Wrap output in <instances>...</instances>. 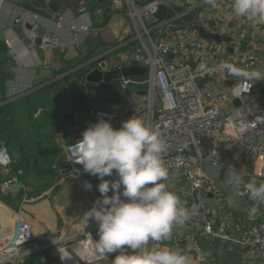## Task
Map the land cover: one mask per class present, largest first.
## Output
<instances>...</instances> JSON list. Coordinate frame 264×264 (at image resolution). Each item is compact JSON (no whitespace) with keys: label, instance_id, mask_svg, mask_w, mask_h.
<instances>
[{"label":"crops","instance_id":"obj_1","mask_svg":"<svg viewBox=\"0 0 264 264\" xmlns=\"http://www.w3.org/2000/svg\"><path fill=\"white\" fill-rule=\"evenodd\" d=\"M113 1L107 0L98 3L91 9H86L88 0H75L65 6L59 15L55 16L54 21L37 18V30L31 21L34 15L25 11L19 5L18 0H6L0 6V43L6 45V49L0 50V122L5 123L2 129L3 140H0V145L4 144L9 147L13 160V184L15 186L17 183H22L21 190L24 192L23 197L18 200L14 195L20 194L21 190L17 193L10 192L13 197L1 190V186L10 185L13 180L5 176L0 167V197L10 198L16 206L21 202L18 209H12L0 198V205L9 209L15 221H27L34 228L36 237L34 244L21 248V252L28 253L36 246L50 248L43 253L34 254L32 257L35 261L30 264H42V260L45 258L61 264L57 251L59 247L82 240L87 242L88 234H90V240L95 247V240L99 238L98 230L95 231L97 223L90 219L86 225L83 216L101 197L98 191L100 179L97 176L82 175L80 179L63 180L62 176V173H67L69 170V163L65 155L67 146L81 139L83 131L98 120L93 123L85 120L93 111L89 108V104H65L60 101L41 104L38 103V99L58 93L59 90L63 94L64 88H67L65 82L60 89L54 86L49 90L50 86L73 78L71 76L74 75L79 77L80 71H84V74L91 65H96L99 61L102 63L101 65L106 64L112 70L111 66L114 63L119 64L123 54L139 50L138 44L142 45V43L138 39V32H142V27L139 22L131 18L130 5L127 3H134L137 8H142L147 2L144 0H121L126 4L123 8L118 9L112 8ZM165 1L173 5L176 13L187 12L185 20L188 24L196 23L199 29V39L207 41L209 45L219 43L218 29L224 22L217 21L222 13V7L218 3L215 8L206 4L199 9L184 10L183 0ZM48 2L50 0H35L33 4L44 7ZM162 7L169 11L167 6ZM172 9L169 11L170 16L164 20H161L163 15L160 18L159 15H156V22H164L171 18L174 13ZM84 14H88L91 31L88 35L73 38L74 33H71L67 25L74 21L75 24H80L83 21L80 16ZM23 15H25L26 22L15 24L14 20ZM174 23L181 25L180 21ZM60 24H63V30H58ZM227 24L235 30L241 28L240 33L244 35L243 42L247 43L246 49L243 50L241 45L236 54L246 55L252 51V46L255 47L262 60L255 69H259L264 74V21L243 23L240 19H235L227 21ZM57 33L63 36L65 46L63 48H43L40 36ZM158 34L157 31L153 32L151 38L156 40ZM34 35H38V37L35 38ZM173 37L167 31L166 35L162 37L163 40L158 39L155 42L161 44L162 41L167 42V39L171 40ZM75 40L79 43H76ZM87 56H92V58L85 60ZM167 56L173 60L171 53H168ZM90 71L92 69L88 73ZM145 78L131 79L144 80ZM218 81L220 91L223 92L227 89L223 84L226 82V76H219ZM118 83L120 84V81ZM130 87L124 91L119 87V90L122 95H125L129 92ZM145 97V92L134 91V93L125 96L118 104H107V108L104 110L127 119L133 115L140 117V110L146 111V109L139 108L137 104L139 99L143 101ZM95 98H89V100ZM255 102L254 105L264 113V100ZM236 106L237 104L234 102V104L228 105V108ZM87 109H90L88 113L85 112ZM142 119L145 118L142 117ZM44 150L50 154L51 159H54L49 160L47 164L42 161L43 158L48 157L47 155L42 157L41 152ZM220 159L224 170L214 168L209 163L202 166V169L216 180L222 194L219 203L221 205H218L214 196L207 197L208 204L215 211L216 225L228 226L235 238H240L248 227L264 222V204L259 205L255 217H251L248 212V209L254 204L250 198L243 200L237 197L238 203L228 206L227 201L232 195L233 188L227 185L226 181L233 172H238L245 183L253 179L258 183L264 182V180L256 178L254 164L244 161L237 148L227 150ZM86 182L91 183V190L85 187ZM183 185L185 183L181 186ZM24 197L38 198L39 200L35 204L23 205ZM179 238H184V240L175 243V240ZM154 242L149 241L147 248L154 250ZM161 242L163 246L173 249L186 246L188 249L186 254L192 258L191 264H264V257L255 258L238 244L206 240L201 236L195 238L192 230L186 226L174 227L171 238ZM74 253L82 261V264H89L86 263L85 258ZM115 254L117 253L103 255V258L101 255V259L97 261H103L101 264H110L109 262L111 258L114 259ZM63 260L65 261L64 258ZM75 262H77L76 259L68 258L69 264ZM94 263L96 261L90 264ZM25 264H29V262Z\"/></svg>","mask_w":264,"mask_h":264},{"label":"built area","instance_id":"obj_2","mask_svg":"<svg viewBox=\"0 0 264 264\" xmlns=\"http://www.w3.org/2000/svg\"><path fill=\"white\" fill-rule=\"evenodd\" d=\"M144 1L147 3L142 8H137L134 3H127L130 5L131 18L142 27V32H138V39L142 42L144 51L123 54V62L116 63L112 70H121L125 66L147 69L144 80L123 78L120 80V88L124 91L131 85L147 86L145 98H148L150 105L146 111L140 110V118H145L146 114V123L158 129L167 142L168 149L163 154L169 170L166 183L182 205L190 210V219L182 226L190 228L195 238L201 236L206 240L235 243L255 258L264 257V222L248 227L240 238H235L228 226L216 225L215 211L209 206L207 197L214 196L218 205H221L219 203L222 194L216 180L202 169V166L209 163L222 170V155L227 150L237 148L241 157L254 164L256 178L264 180V121L256 120L258 116H264V113L254 105L255 101L264 100V80H245L232 75L226 67L232 65L251 70L261 64L262 60L253 46L252 51L246 55L236 54L244 41V35L240 33L241 28L235 30L227 21L240 19L245 23L247 20L234 15L233 0H218L222 13L217 21L224 24L218 29L219 43L209 45L207 41L199 39L196 23L188 24L185 20L187 12L176 13L173 5L165 0ZM183 1L184 10L199 9L207 4L205 0ZM5 2L6 0H0V6ZM124 4L126 3L121 0H114L112 8H123ZM162 6H167L169 10L173 8V16L164 22H156V15ZM80 18L83 20L80 24H75L74 21L67 25L71 33H74L73 38L88 35L91 31L88 14ZM31 21L37 30V17L33 16ZM178 21L181 25L174 23ZM25 22V15L14 20L15 24ZM63 28V24L58 26V30ZM156 31L161 37L160 40H163L162 37L167 31L174 37L157 44L155 41L158 38H151V34ZM34 37L37 38L38 35ZM40 40L43 48L65 46L63 36L59 33L40 36ZM168 53L172 54L173 60L168 58ZM221 75L226 76V82L223 84L227 89L223 92L220 91L218 81ZM234 102H238V105L228 108V105ZM96 118L98 121L108 120L116 129L127 120L126 117L104 111L98 112ZM77 141L66 148L69 170L62 173L63 180L80 179L82 175H90L84 172L82 165L75 162L72 146ZM185 144L187 147H183ZM12 164L9 147L0 145V167L5 176L13 180L10 185L1 186L5 194H9L14 186ZM106 179L112 181L115 176ZM183 183L187 186H181ZM108 194L112 195V191ZM121 198L124 199L123 196ZM238 198H249L244 186L240 187ZM38 200L24 197L22 204H35ZM227 205L232 206L229 201ZM0 209V264H25L29 257L50 249L46 246H36L28 253L21 252V248L34 244V228L27 221H15L8 208L0 206ZM97 230L98 224L95 227V231ZM182 240L184 238L176 239L175 243ZM84 243L82 240L72 247L81 248ZM162 246L161 241L153 243L154 249ZM185 249L186 246H180L177 250L186 253L188 249ZM57 251L61 264H65L62 252L67 249L59 247ZM77 254L82 258L88 257L83 251ZM42 261V264H59L47 258Z\"/></svg>","mask_w":264,"mask_h":264},{"label":"clouds","instance_id":"obj_3","mask_svg":"<svg viewBox=\"0 0 264 264\" xmlns=\"http://www.w3.org/2000/svg\"><path fill=\"white\" fill-rule=\"evenodd\" d=\"M205 3L217 6V0ZM232 11L252 23L264 21V0H233ZM226 67L232 75L248 81L264 80L259 69ZM256 120L264 121V116ZM167 149L159 130L136 115L123 121L119 129L100 119L84 130L82 138L72 146L75 162L101 181V197L83 217L86 225L90 219L98 224L95 250L107 256L118 253L112 264H191L192 258L180 250L167 246L147 248L149 241L169 240L174 227L190 219V210L166 183L169 170L163 154ZM113 175L112 181L104 179ZM226 183L233 188L230 205L238 203L236 198L243 184L254 202L249 215L255 217L259 205L264 204V182L253 179L245 183L238 172H233ZM85 187L91 190L92 185L86 182ZM110 190L112 195H108Z\"/></svg>","mask_w":264,"mask_h":264},{"label":"water","instance_id":"obj_4","mask_svg":"<svg viewBox=\"0 0 264 264\" xmlns=\"http://www.w3.org/2000/svg\"><path fill=\"white\" fill-rule=\"evenodd\" d=\"M35 0H18L19 5L27 12L46 20L54 21L55 16L59 15L61 10L70 4L72 0H50L44 7L34 5ZM107 0H88L86 9H91ZM41 41V40H40ZM247 43H242L245 50ZM147 75V69L140 66H125L121 70H108L106 64L101 68L90 71L86 76V87L89 98L96 97L97 88L100 85H109L118 82L123 78H144ZM238 105V102H235ZM23 188L22 183H17L11 188L12 193H17ZM212 197V195H210Z\"/></svg>","mask_w":264,"mask_h":264},{"label":"rangeland","instance_id":"obj_5","mask_svg":"<svg viewBox=\"0 0 264 264\" xmlns=\"http://www.w3.org/2000/svg\"><path fill=\"white\" fill-rule=\"evenodd\" d=\"M159 39V38H161V37H157L156 36V39ZM140 43V42H139ZM142 43V42H141ZM146 46H148V45H146ZM138 48H139V50L138 51H144V46H143V44L141 45V44H138ZM102 62V61H101ZM102 63H100V61H99V63L97 64V65H91V67L90 68H88V70H86L85 71V73L84 74H82L83 76L85 75L86 76V73H88V71L89 70H94V69H96V68H101V65ZM116 63H114L112 66H111V69L113 68V66L115 65ZM106 67H107V69L108 70H110V67L108 66V65H106ZM94 68V69H93ZM71 77H73L72 78V80H78V77L77 76H71ZM103 87L100 85V86H98V88H97V92H96V98L94 99V100H87L86 101V104H89V108H91V110H93L90 114H89V118H87V119H85V120H87V121H89V122H91V123H93L94 121H97V118H96V116H97V113L98 112H100V111H104L105 112V110L104 109H106L107 108V104H109V103H120L121 102V100L125 97V96H128V94H132V93H134V91L136 92V91H143V92H145L146 90H147V86H143V87H137L136 85H131V87H130V90H129V92H127L125 95H121L120 94V97H117V98H113V97H111V96H108V95H106L104 92H103ZM80 90H72V91H69L68 92V97L71 99V104H73V103H79V104H82V103H80V99H79V95H78V93L77 92H79ZM61 94H62V92H61V90H59L58 91V93H53L52 95H49V96H44V97H42V98H40V99H38V103H41V104H44V103H51V102H54V101H59V99L61 98ZM87 97H88V92H87ZM110 98V99H109ZM89 99V98H88ZM143 102L142 104L141 103H139V102ZM139 102H138V107L139 108H144V110L145 109H148L149 108V105H150V103H149V100H148V98H145L143 101H142V99H139ZM60 103V102H59ZM108 112H111V111H108ZM146 117H147V115L145 114V119H146ZM244 161H246L243 157H241ZM223 170H224V168H223ZM8 212L10 213V211L8 210ZM257 225H259V224H257ZM76 244V242H74L73 244H67V245H64L63 247H60V248H64V249H67V252L70 254V256L72 257V258H74V259H76V261L78 262V263H80V264H82V261L76 256V254L73 252V250H71V247L73 246V245H75ZM72 249H73V247H72ZM99 254V253H98ZM118 254V253H117ZM117 254H115V255H117ZM99 255H101V254H99ZM115 255H114V257H115ZM59 257H60V255H59ZM102 258H103V255H102ZM60 260H61V258H60ZM103 261H101V262H98V261H96V263H94V264H101ZM111 262H112V258H111V261L109 262L110 264H111Z\"/></svg>","mask_w":264,"mask_h":264},{"label":"trees","instance_id":"obj_6","mask_svg":"<svg viewBox=\"0 0 264 264\" xmlns=\"http://www.w3.org/2000/svg\"><path fill=\"white\" fill-rule=\"evenodd\" d=\"M75 0H73L72 2H74ZM71 2V3H72ZM83 3H86L85 1H83ZM165 8H161L160 10H159V12L157 13V15H159L158 17L160 18L162 15H163V18L161 19V20H164L166 17H168V16H170V10L169 11H167L166 9V11L164 10ZM3 48H5L6 49V45L5 44H3V43H0V50H2L3 51ZM92 58V56H87L86 58H85V60H89V59H91ZM98 64V63H97ZM96 64V65H97ZM95 65V64H94ZM83 72L84 71H80V75H79V77H78V80H72V78H69V79H66V80H64V81H61V82H58V83H56V84H54V85H52V86H50V89L49 90H51L52 88H54V86H56L57 88H61L63 85H64V82L66 83V86H67V88H64L65 90H64V93L61 95V98L59 99V101L61 102V103H71V99L68 97V92L69 91H72V90H80L79 92H77L78 93V95H79V99H80V103H85L86 104V101L87 100H89L88 99V97H87V87H86V82H85V75L83 76L82 74H83ZM82 75V76H81ZM104 88V90H103V92L106 94V95H108V96H111V97H113V98H117V97H120V94H121V92H120V90H119V87H120V84L118 83V82H115V83H113L112 85H109V86H106V85H102ZM122 95V94H121ZM90 101V100H89ZM36 102V101H35ZM73 104H77L76 102L75 103H73ZM90 109H87L85 112H87L88 113V111H89ZM4 125H5V123H1L0 122V140H3V138H2V129L4 128ZM47 151H43V152H41V155H42V157H45L46 155L48 156L47 158H43V162L44 163H48L49 162V160H54V159H51L52 157L50 156V154L49 153H46ZM12 193H9V196L10 197H13L12 195H11ZM23 195H24V192L21 190V192H20V194H17V195H14V197H16L18 200L20 199V198H22L23 197ZM1 198V201H3L4 203H6V205H8L9 207H11L12 209L13 208H16V209H18V205L21 203H18L17 204V206L16 205H14L13 204V202H12V200H10V198H3V197H0ZM33 257L31 256V257H29L28 259H27V261L26 262H29V264L30 263H33L34 261H35V259H33ZM25 262V263H26Z\"/></svg>","mask_w":264,"mask_h":264},{"label":"bare ground","instance_id":"obj_7","mask_svg":"<svg viewBox=\"0 0 264 264\" xmlns=\"http://www.w3.org/2000/svg\"><path fill=\"white\" fill-rule=\"evenodd\" d=\"M0 206H2V205H0ZM73 250L76 253H81L83 251L88 256H91V257H85L86 263H89V264L101 259V255H99L97 253V251L95 250L94 244L90 240V234H88V242H85L82 245L81 248H78V247L74 246ZM62 258L65 259V261H64V262H66L65 264H69L68 263V258H71V257H70V254L67 251H63L62 252ZM74 264H79V263L75 262Z\"/></svg>","mask_w":264,"mask_h":264}]
</instances>
